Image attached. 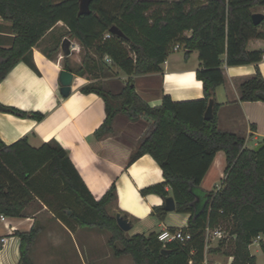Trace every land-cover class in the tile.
I'll use <instances>...</instances> for the list:
<instances>
[{
    "label": "trees",
    "instance_id": "16d2710c",
    "mask_svg": "<svg viewBox=\"0 0 264 264\" xmlns=\"http://www.w3.org/2000/svg\"><path fill=\"white\" fill-rule=\"evenodd\" d=\"M256 7H264V0H93L91 12L80 15L79 0H0V16L11 22L15 34L10 47L0 45V81L21 61L39 72L33 47L59 21L67 30L52 51L59 50L64 36L78 40L85 50L77 67L70 66L65 56V69L79 76L105 74L109 68L106 59L110 58L129 75L119 93L101 82L81 88L84 93L99 94L105 102L106 119L95 135L112 132L118 113L131 120L143 117L151 121L130 163L145 153L157 160L165 181L141 193H156L164 200L174 197L175 210L190 214L183 230L191 238L185 243H164L157 232L128 236L117 222L118 213L108 211L116 198L115 184L96 199L68 151L55 139L39 148L32 147L27 137L12 144L0 139V214L22 217L40 199L67 223L111 232L108 243L114 254L129 255L135 264H205L206 228H221L227 235L209 252L232 256L231 264H259L250 246L264 235V139L260 142L263 147L256 151L246 146L245 138L220 130L215 101L216 88L224 82V55L229 66L258 65L263 59L264 51L247 49L250 38H264V30L260 31L264 20L259 25L253 23ZM112 26H118L123 35L112 33ZM176 44L185 47L186 57L193 50L199 52L201 64L196 73L203 81L204 98L176 102L163 95L160 105L150 106L137 92L132 75L160 71ZM47 55L52 56L50 52ZM260 92L264 93V78L257 66L256 74L241 84V100H259ZM210 99L214 100V115L207 119L204 114ZM1 109L22 117L44 118L40 112L12 106L1 105ZM221 150L226 155L225 177L220 188L206 191L201 188L202 180ZM43 174L52 180V199L44 194L50 185L40 179ZM67 197L75 201V209L57 207L56 200ZM200 197L203 202L199 203ZM154 211L161 217L167 213L163 206ZM40 231L34 223L30 230L16 232L20 264H35L30 249ZM261 246L264 251V241Z\"/></svg>",
    "mask_w": 264,
    "mask_h": 264
},
{
    "label": "crops",
    "instance_id": "0c3cea01",
    "mask_svg": "<svg viewBox=\"0 0 264 264\" xmlns=\"http://www.w3.org/2000/svg\"><path fill=\"white\" fill-rule=\"evenodd\" d=\"M261 10L260 12L264 13V7H261ZM11 26V22L0 16L2 47L11 46L15 36ZM66 30L65 23L59 21L33 47V61L39 72L21 61L0 81L1 105L44 114L42 120H37L34 117H22L6 112L0 108V139L6 144H12L27 137L29 144L34 148H39L45 142L55 139L68 151L72 162L96 199L102 198L115 184L116 198L109 207L127 217L131 222L129 231L132 233L127 235L160 233L165 230L173 232L183 229L188 225L189 213L173 210L167 211L161 217L154 208L164 207L165 200L156 193L146 195L141 193L142 189L165 181L163 170L157 160L152 154L145 153L130 163L131 154L138 148L151 121L143 117L131 120L124 113H118L112 121L113 131L97 137L95 131L106 119L105 102L99 94L84 93L81 88L98 78L79 76L73 72L72 91L67 97L62 95L59 74L62 69H65V56L69 65L76 67L72 58L80 51L74 48V45H78V40L68 36H64L62 41L65 37L71 40L69 55L64 54L61 45L56 53L52 51ZM263 30L264 26L260 27V31ZM186 35L190 36L191 31H187ZM182 48H184V55L180 56L178 51ZM182 48L168 56L167 60L161 64L160 71L132 75L137 92L150 106L160 105L163 95H169L176 102L204 98L203 81L197 77L196 73L201 64L199 52L193 50L186 57V49L183 46ZM247 49L264 51V38H250ZM47 52H50L52 56H48ZM223 60L224 82L215 91V101L219 104L218 127L222 131L245 138L246 146L253 148L264 139V99L241 100V84L256 74L257 66L264 78V56L258 65L252 63L229 66L225 62V55ZM118 78L114 87H111L114 93L122 90L129 75L123 73ZM225 168L226 155L221 150L217 152L204 176L201 188L206 191L217 190L213 188L215 177L223 180ZM43 178L45 184L50 185V189H45L44 194L52 199L55 190L52 180H49L45 174L40 179ZM33 205H36V209H29L22 217L5 215V221L0 219V238L8 236V242L4 246L0 245V264H20V237L17 231H28L35 223L42 230L49 232L50 222L52 224L56 222L57 229L61 232L58 237V247L68 246L69 262L87 264V248L91 243L90 230L87 227L63 221L52 207L40 199ZM215 239L220 240V238ZM257 241L260 247L254 251L252 244L250 249L256 256L257 262L264 264V261H260L261 257L264 258L261 246L264 235ZM210 247L211 245L207 243L205 264H209ZM62 255L60 252L58 259ZM213 256L215 257L212 264H231L233 260L232 256L221 253H214Z\"/></svg>",
    "mask_w": 264,
    "mask_h": 264
},
{
    "label": "rangeland",
    "instance_id": "374dc122",
    "mask_svg": "<svg viewBox=\"0 0 264 264\" xmlns=\"http://www.w3.org/2000/svg\"><path fill=\"white\" fill-rule=\"evenodd\" d=\"M168 1H175V0H168ZM206 0H194V2L196 3H200V2H204ZM254 10L256 12H260L261 7H256L254 8ZM74 48L76 49H80V51L77 53V55H74V57L72 58V62H74L73 64L77 66L82 64L83 58L85 56V50L83 49V47L81 46L80 43H78V45H74ZM180 56L184 55V48H182L180 51H178ZM106 62L109 66L108 70H106L105 74H86L89 78H98L97 80L93 81V82H101L105 88H109L111 89V87H114L116 81L119 80L118 76L120 74H123L124 72L117 67L116 65H114V63L112 62V60L110 59H106ZM105 78H108L107 80ZM222 184V179L215 177V184L213 186V188H219ZM197 191L200 193V191L197 189ZM201 194V193H200ZM199 194V195H200ZM202 196V195H201ZM69 199H65V200H56L57 203V207H59L60 209L62 208H66L69 207L67 209H75L76 207V203L75 201H73V199L71 197H67ZM200 202H203L201 197H200ZM198 203V204H199ZM65 205V206H63ZM34 205L31 206V208H28V210H34L36 209V205L33 207ZM108 211L110 214H117L116 210H113L112 208H108ZM74 223V222H73ZM76 224V223H74ZM49 228L51 230L48 232L46 230H42L40 231V234L35 242V244L31 247L30 249V258L31 260L35 263V264H72L69 262V258L68 257V246H61V248L58 247V237L61 234L60 230L57 229V223L55 222V224H52V222H50L49 224ZM90 231L89 236H90V247L87 248V254H88V259H86L87 264H135L132 257H130L129 255H122V256H116L114 254V250L113 248L109 245V239L111 237V232L107 231V230H100L98 228H88ZM54 231V232H53ZM132 231H129L126 234H131ZM130 236V235H128ZM219 243V239H210L209 241V245H211L210 248H215V246H217ZM120 246V244H119ZM260 247V243L258 241H255L253 243V250L255 251L257 248ZM61 249V250H60ZM60 252L63 254L61 256L60 259H58V254H60ZM214 253L209 252L208 253V263L212 264L213 263V258L215 256H213ZM65 256V257H64ZM260 261H264V258L261 257Z\"/></svg>",
    "mask_w": 264,
    "mask_h": 264
},
{
    "label": "water",
    "instance_id": "95a60500",
    "mask_svg": "<svg viewBox=\"0 0 264 264\" xmlns=\"http://www.w3.org/2000/svg\"><path fill=\"white\" fill-rule=\"evenodd\" d=\"M93 0H79V14H89L91 12V3ZM253 23L255 25H259L264 20L263 12H254L252 14ZM110 31L114 34L123 35V32L120 30L118 26H112ZM62 51L65 55H69L71 53V40L68 37H65L61 44ZM59 82H60V91L64 97L70 95L74 82V73L67 69H62L59 74ZM259 96L261 99H264V93L260 92ZM1 108V104H0ZM214 115V100L210 99L207 109L205 111L204 117L207 119L212 118ZM263 144H258L254 147L256 151H258ZM164 208L166 211H173L176 209V202L174 197L170 196L165 200ZM117 222L119 226L125 231H129L131 229V222L129 219L121 214L116 215ZM166 253V251H163Z\"/></svg>",
    "mask_w": 264,
    "mask_h": 264
},
{
    "label": "built area",
    "instance_id": "2783aa9c",
    "mask_svg": "<svg viewBox=\"0 0 264 264\" xmlns=\"http://www.w3.org/2000/svg\"><path fill=\"white\" fill-rule=\"evenodd\" d=\"M106 37H110V33H107ZM180 48H182V46L180 44H176L174 50H178ZM108 59H110V58H108ZM0 219L2 221H5L6 216L4 214H0ZM7 227H8V225H7ZM226 235H227V233L221 228H215V229H212L210 227L206 228V242L207 243H209L210 239H213V238H220L221 239V238L225 237ZM261 237H262V235H259L254 240V242L259 240ZM190 238H191V234L188 232H185L183 229H178V230L173 231V232L165 230V231H162L159 233V239L164 243L174 241V240L180 241L181 243H185ZM7 242H8V236H3L0 238V245L4 246Z\"/></svg>",
    "mask_w": 264,
    "mask_h": 264
}]
</instances>
